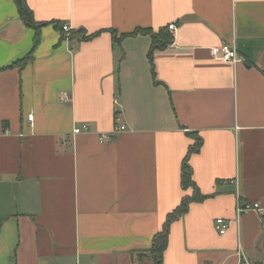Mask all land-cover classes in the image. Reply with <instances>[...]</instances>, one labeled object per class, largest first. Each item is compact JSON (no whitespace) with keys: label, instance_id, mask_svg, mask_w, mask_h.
<instances>
[{"label":"crops","instance_id":"crops-1","mask_svg":"<svg viewBox=\"0 0 264 264\" xmlns=\"http://www.w3.org/2000/svg\"><path fill=\"white\" fill-rule=\"evenodd\" d=\"M26 4L38 31L0 0V264H139L135 253L193 193L181 186L191 133L203 142L189 166L206 198L171 225L163 264L254 258L264 235V0ZM171 24L175 38L151 64V35L131 34H170ZM233 41L242 63L213 58L210 48ZM119 124L126 130L100 144ZM82 126L88 133L74 134ZM239 202L260 211L237 221ZM219 218L230 222L224 236Z\"/></svg>","mask_w":264,"mask_h":264},{"label":"trees","instance_id":"trees-1","mask_svg":"<svg viewBox=\"0 0 264 264\" xmlns=\"http://www.w3.org/2000/svg\"><path fill=\"white\" fill-rule=\"evenodd\" d=\"M17 11L19 12V16L21 21L23 22L24 26H27L31 29H34L38 31L40 26L35 22L33 12L28 8L26 4V0H14ZM150 34L152 38V45L151 50L149 51V59L150 63L152 64V52L156 49H162L165 46L169 45L173 41V37L166 31H161L157 36L153 35L152 32L149 29L146 30H136L131 35L135 34ZM126 37V36H122ZM38 41H36L37 43ZM29 57L27 56L25 60L17 62V64L20 66L21 64H24ZM189 136L194 140L195 144L190 147L188 153L184 157V160L182 162L181 166V186L186 191L191 189L193 191L191 196H185L181 200V205L175 209L172 213L168 214L166 216V221L161 229L160 232H158L153 240L152 245L148 249L151 257V261L153 264H163V257L167 250L168 245V239H169V230L171 225L180 220L182 215H184L191 204L196 202L203 201L206 197L203 196L199 190V188L196 187L194 181H193V173L189 166V157L192 154H195V152H198L203 144L202 140L194 133L189 134ZM139 264H142L141 258L136 257ZM240 264H244L243 261H241Z\"/></svg>","mask_w":264,"mask_h":264},{"label":"built area","instance_id":"built-area-1","mask_svg":"<svg viewBox=\"0 0 264 264\" xmlns=\"http://www.w3.org/2000/svg\"><path fill=\"white\" fill-rule=\"evenodd\" d=\"M177 29H178L177 24H171L168 26V31L170 32L171 37L175 38ZM62 30L66 33L69 32L68 26H64ZM210 51L213 58L222 63L224 62L230 65H238V63H242L244 61L243 57L238 53L234 41L232 43H222L221 46L210 48ZM68 100L69 97L67 94L64 93L61 95L60 101L68 102ZM28 120L29 121L33 120L32 115H28ZM125 130L126 129L123 125L120 124L117 125L113 133L111 134L105 133L104 135H101L99 137L100 144H104L105 142L111 141L117 134ZM73 131L74 134L88 133L89 127L87 126L76 127ZM257 211H260V205L258 203L249 204V203L239 202L236 209L237 221H239L242 218V215ZM262 222L264 227V216H262ZM229 226H230V222L222 218L217 219L214 224L216 232L219 233L221 236H224L227 233Z\"/></svg>","mask_w":264,"mask_h":264},{"label":"rangeland","instance_id":"rangeland-1","mask_svg":"<svg viewBox=\"0 0 264 264\" xmlns=\"http://www.w3.org/2000/svg\"><path fill=\"white\" fill-rule=\"evenodd\" d=\"M262 216H264V214ZM135 256L141 258L142 264H153L150 260L151 257L149 251H138L137 253H135ZM243 262L244 264H264V235L262 236V239L258 244L255 257Z\"/></svg>","mask_w":264,"mask_h":264}]
</instances>
